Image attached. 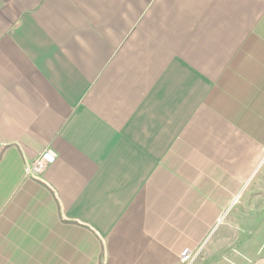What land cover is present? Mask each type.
<instances>
[{"label":"crops","instance_id":"1","mask_svg":"<svg viewBox=\"0 0 264 264\" xmlns=\"http://www.w3.org/2000/svg\"><path fill=\"white\" fill-rule=\"evenodd\" d=\"M185 248L264 264V0H0V264Z\"/></svg>","mask_w":264,"mask_h":264},{"label":"built area","instance_id":"2","mask_svg":"<svg viewBox=\"0 0 264 264\" xmlns=\"http://www.w3.org/2000/svg\"><path fill=\"white\" fill-rule=\"evenodd\" d=\"M58 153L53 148H46L35 160L25 166L26 174L39 177L45 169L55 163ZM182 259L186 264H191L197 257V253L190 248H185L182 252Z\"/></svg>","mask_w":264,"mask_h":264},{"label":"rangeland","instance_id":"3","mask_svg":"<svg viewBox=\"0 0 264 264\" xmlns=\"http://www.w3.org/2000/svg\"><path fill=\"white\" fill-rule=\"evenodd\" d=\"M226 227H227V221L225 219V215H222L221 219L219 220L218 226L211 229V233L207 237V239L205 240V242L203 244V248L205 250L209 249L212 245H214L216 242H218L222 238V236L224 234V230L226 229ZM196 259H197V257H196ZM196 259L193 262H196Z\"/></svg>","mask_w":264,"mask_h":264}]
</instances>
